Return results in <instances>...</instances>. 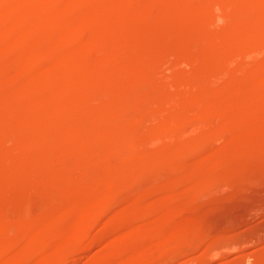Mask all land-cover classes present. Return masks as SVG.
Here are the masks:
<instances>
[{
    "label": "rangeland",
    "instance_id": "374dc122",
    "mask_svg": "<svg viewBox=\"0 0 264 264\" xmlns=\"http://www.w3.org/2000/svg\"><path fill=\"white\" fill-rule=\"evenodd\" d=\"M6 1L0 0V5L2 6V8L0 6V29L2 28L0 30V44L4 45H0V69L2 68L0 70V84H2L0 85V107H6V114L4 116L3 114L2 116L0 115V130H2L0 131V264H42L43 261V264H126L128 263L126 261L127 259L129 261L128 264H264V100L262 98V101L259 102L260 105H258V108H260V116L263 115L258 122L248 121V119H245L248 114L235 111V109L234 111L231 110L226 113L223 109L214 108L215 106L212 103V100L214 102L212 98L215 95L222 96V99L232 98L240 89L239 87H243L247 89L246 93L249 96V99L247 98L249 101H246V104L245 101L241 102V105L248 112L254 107L255 101H252V98L256 94L255 92L260 93L263 89L262 93L264 94V28L263 32L256 28L258 21L264 22V8H262L264 6V0H220V2L219 0H177V2H175L176 0H171L172 3L169 0H164L166 2L163 0H131L133 1L132 3L129 0H100L101 2L99 0H82L87 6L82 4L81 0H46L44 3L41 0L43 4H37L40 0H36L37 2L34 0H26L25 2H23L24 0H10V3ZM15 1L17 4L14 3ZM27 1H30L29 3L32 1L33 3L29 5ZM162 2L163 4L167 3L165 4L166 8H171L173 13L171 17L168 15L170 18H167V16H165L166 18L164 16L161 17L160 10L164 7ZM80 3L83 5L82 7H80ZM2 4L4 6L7 4V6L3 9ZM57 5H59V10H57ZM98 5H101L105 10H101L102 8H99ZM180 5L181 8L179 7ZM54 6L56 7L55 12H53ZM203 6L207 13L206 19L199 17L200 14H197L198 7L201 8ZM97 9L101 11L99 12ZM155 9L158 11H155ZM248 9L251 10L249 11ZM37 10L39 11L37 12ZM86 10L88 15L98 17L102 22L107 20L109 24L112 20L113 23L109 25L104 22L109 31L105 32L103 30L106 27L101 26L102 23L98 22L100 20L90 22V24L95 23L96 27L94 24H92L93 27L92 25L88 26V21L90 20H88ZM106 10L108 11L106 13L107 16L103 12ZM176 13L179 14L177 15ZM36 15L38 16L37 19ZM239 15L244 16L249 21H258L255 23V27H253L254 25L251 26L253 27V32L251 31L247 42H240L239 45L238 43L235 44L232 42V45H230L232 39L229 36L233 37L236 34H238L236 36H240V34L246 33L243 30L242 24L235 19ZM64 16L67 18V22H71L73 26H69L66 22L70 30L68 32L66 31L67 35L63 34L65 33L63 32L62 37L58 36L59 39L57 38L55 43L53 40H55V33L56 36L58 35V31L54 29L64 19ZM173 16H175L174 19ZM85 18L88 21L82 20ZM40 19L45 21L44 24ZM121 19L125 20L122 21ZM156 20L160 21H158L160 25L157 24ZM55 24L56 26H54ZM24 26L26 29H21ZM99 26L101 29H99ZM8 28L11 32L13 30L16 31L19 36L15 33L17 36L10 37V42L7 45L3 41L4 36L8 37L7 35L11 34L8 33L10 32ZM16 28L22 30H20L21 34L17 32ZM32 31L37 34H34ZM100 32H103L104 36ZM76 33L77 35L81 33V36H77ZM95 33L99 34L95 36ZM38 34H42L40 35L41 38L39 37L40 40L42 38L47 40L46 42H44L45 40L39 42L40 44L43 42L42 47L36 44L39 39ZM43 34L45 35L43 36ZM59 34L61 35V33ZM47 35L49 38L51 35L50 39H53L52 41L50 40L53 43L52 45L46 39ZM71 35L75 37L73 38ZM87 36L89 37L87 38ZM82 37H85V39ZM33 38L34 40H32ZM61 38L62 40L64 39L62 43L61 41H57L61 40ZM90 38L95 43L92 42L90 44L88 42L91 45L89 48L93 50L88 48L87 51L93 52H87L90 53V56L88 55L89 64L85 65L84 69L86 72L83 69L81 77V83L88 90L86 91L87 93L83 91L81 94V90L77 91V93L74 87L72 88L73 85H71L70 79L67 81L68 79L66 80L65 78L64 80L63 77H60L62 75L64 76V74H73V69H71L68 63L64 64V66L62 65L61 69L57 71L54 66L60 59L69 61L73 55L79 53L78 50L80 51V48L85 45L84 42L86 43ZM206 39L208 40L207 43L205 42ZM224 41L225 43L227 41V44L224 45ZM23 42L28 43L24 45ZM72 42H75L76 45H74L75 47L69 48V52L73 50L72 53H67L69 44L73 46ZM44 43L46 44L44 45ZM98 43L102 46L98 45ZM10 44L12 45L10 46ZM14 45L22 46L20 49L23 50L19 51V55L18 53H16V56L14 54L15 57H18L17 59L11 57L12 59L7 60V57H9L7 49L9 50L12 47L11 49L13 50V48H16ZM31 45L34 46L32 47ZM94 45H98V47ZM38 46L46 49L41 51L42 49ZM64 46H67V48H65V52L62 54L61 52H63ZM60 47L62 49H59ZM99 47L100 49L98 51L97 48ZM155 47L157 48L155 49ZM32 50H35L34 53L36 52L33 54V57ZM104 50L110 53L108 54ZM116 50L119 51L116 52ZM37 52L38 55L36 56ZM101 53L102 55H100ZM206 53H209L210 56ZM50 54L51 57L48 56ZM98 55L100 56L99 59ZM48 57L50 60H48ZM3 58L5 59L3 60ZM51 58L53 59L51 60ZM95 58L97 60H94ZM14 59L17 61L13 63ZM133 59L135 61L137 60L138 63ZM122 63L123 66H121ZM13 65H16V67ZM102 65L103 67L101 69ZM6 67L8 70H6ZM33 67L34 69H32ZM65 68L67 71H65ZM107 69L112 71L108 72ZM61 70L64 71V74ZM146 70L149 71V74L147 72L148 75L146 73L143 75L142 73L146 72ZM1 71L3 73L6 72L2 74ZM17 71L19 72L17 73ZM28 71H31V73H28ZM47 72L49 73L47 74ZM58 72L62 74L59 75ZM87 72L90 73L87 74ZM133 73L135 75L136 73L138 74L135 76ZM253 74L259 75L260 78H256ZM86 75L90 77L88 78ZM107 75L110 76L108 77ZM83 76L85 77L83 78ZM242 76H244L243 83L240 80ZM107 77L108 80H106ZM130 77L133 83L130 82ZM45 79L47 83L50 81L48 86L54 88L55 95L47 96L41 101L35 100L39 82H46ZM16 80L17 82H14ZM34 80L35 82H33ZM62 80H64L62 84H65L63 88L59 84ZM27 81L30 85H33L28 86L30 93L28 91L29 88L27 90V86L23 89V84ZM15 83L16 86H14ZM92 84H96L97 87L99 85V89H97L99 93L96 91V87H92ZM55 85L58 86L56 87ZM22 89L24 91L26 90L25 92L30 103L29 101L27 103L25 102L27 96L24 97L21 94L23 92ZM13 92L15 93L14 96L12 95ZM31 92L34 96L31 95ZM195 92L200 97H196ZM122 93L124 94L122 95ZM232 93H235V95ZM19 94L24 99H20ZM162 94L165 96H162ZM229 94H232L231 97ZM65 95L70 97H66ZM96 95L99 98V100L96 98L98 101L95 99ZM64 96L68 100H63ZM72 96H78L76 97V103L70 102ZM194 97L196 99H202V101L196 102L195 107ZM4 98L6 99L4 100ZM79 98L80 100H78ZM117 98L119 101L117 103L118 106L114 101ZM190 98H194V101ZM192 101L193 106H191ZM16 102L18 105H16ZM199 102L200 105L203 102L206 103L200 106ZM239 102L238 104H240ZM64 103L66 107H64ZM76 104L79 106L77 107ZM11 105H13L12 109ZM27 105L28 107H26ZM38 105L40 110L36 108ZM94 108L95 110H92ZM113 110L115 111L113 112ZM45 111L46 113L44 114L46 116H44L47 118H43L42 116ZM71 112L73 116H70ZM34 113L39 118H36L37 116ZM40 113L41 116H39ZM81 114L83 117H81ZM32 115L36 119H33ZM6 116H10L11 118H6ZM27 116L28 118H32V120H29ZM185 117L188 118L186 119ZM104 118L106 119L104 120ZM21 120L22 123H20ZM44 120H47V123H44ZM79 120L81 123L78 122ZM104 124L106 125L104 126ZM175 124H177V127ZM122 125L124 128H122ZM37 129L38 131H36ZM200 129L210 132L209 136L206 135L199 142L188 140L190 134L194 133V131L199 132ZM65 130L72 132L75 130L73 133L77 134H72L62 144L59 141H48V139L41 144L40 136L49 138V136L53 137L57 132L59 133ZM116 130L120 131L117 132ZM152 130H154V136ZM217 134H220V137ZM206 137L209 139H206ZM56 144L57 146H55ZM161 151L163 153L165 152V154L170 153L172 155L171 158L173 157L176 163L172 160L169 164H161V156L164 155L163 153L161 154ZM47 154L48 157L50 155L49 159ZM37 157H44L45 161L43 163L45 165L39 163V165L33 166L34 159ZM137 158L142 162H139ZM196 158L198 161L195 160ZM127 159H130L129 162ZM184 160L186 162H193L192 160H194L197 163H200V160H202L201 162L208 160L210 164L208 165L209 167L207 166L203 170H194L190 173L185 172ZM15 163L17 166H14ZM26 164L28 165L24 166ZM15 168L18 171H15ZM201 172L203 173L201 174ZM186 173L189 174L187 175ZM196 173L198 175H195ZM81 184L83 185L81 186ZM74 185L75 187L77 186L76 188L79 189V192H81L80 188H83L82 193L85 194H80V198L78 197L79 195L72 196L71 194V191L75 189ZM94 189L98 193L93 194L92 191ZM163 189L166 190L163 191ZM91 192L93 194L92 196L90 195ZM89 196L92 198V201L89 200L90 202L88 201L90 199ZM154 197L163 198L157 202L160 205L159 207L157 203L153 202ZM78 198L81 200L79 201ZM150 198H152L151 201ZM122 204H125V206L121 207ZM81 205L86 209L85 212L81 209ZM76 212H81V215L78 217ZM62 218L63 220H61ZM190 218L191 221H193L192 218L196 220L194 219L191 222ZM70 222L72 223L70 226L73 224H79V226L70 227L66 225ZM49 224L53 226L51 227L52 229L47 228ZM32 226L34 228L32 233H30ZM65 226L67 227L65 228ZM75 232L79 233L76 234L78 239L73 236ZM31 234L32 236L35 234V236L32 237ZM27 236H30L29 238L32 241L34 239L33 245L28 248L19 245L17 248L19 251L16 250L18 242L21 241L20 238L23 240ZM82 237L83 240H80ZM74 238L77 240L75 242L79 241V246L76 245L77 243H73L75 245L71 244L74 241L71 239ZM66 239L68 240L67 242L65 241ZM16 240L19 241L16 242ZM170 240L176 246L182 245V248L175 249V245ZM179 240H182L184 244L182 242L179 244ZM175 241L176 243H174ZM13 243L14 245L17 243L16 246ZM12 247H15V250ZM80 247L82 248L80 249ZM38 248H40V251ZM46 248H48L47 252H44ZM173 248L179 251H175ZM49 249L51 250L49 251ZM181 250L183 252H180ZM61 252H65V255L61 254ZM148 252L153 254L148 256ZM60 254L62 255L61 258ZM142 258L144 260L147 259L146 262Z\"/></svg>",
    "mask_w": 264,
    "mask_h": 264
},
{
    "label": "bare ground",
    "instance_id": "6f19581e",
    "mask_svg": "<svg viewBox=\"0 0 264 264\" xmlns=\"http://www.w3.org/2000/svg\"><path fill=\"white\" fill-rule=\"evenodd\" d=\"M7 1H9V3H10V0H7ZM7 1H6V2H7ZM12 1H14V0H12ZM19 1H20V0H19ZM19 1H18V2H19ZM25 1H26V0H24L23 2H25ZM34 1H36V0H34ZM37 1H39V0H37ZM37 1H36V2H37ZM42 1H43V3H44V1H46V0H42ZM42 1L40 0V2H37V4H38V3H39V4H40V3L43 4ZM72 1H73V0H72ZM81 1H82V0H81ZM85 1H88V0H85ZM89 1H90V0H89ZM99 1H100V0H99ZM130 1H131V0H129V2H130ZM135 1H136V0H135ZM138 1H139V0H138ZM138 1H137V2H138ZM163 1H164V0H163ZM174 1H175V0H174ZM186 1H188V0H186ZM260 1H261V0H260ZM21 2H22V1H21ZM27 2L29 3L30 1H27ZM27 2H26V4H28ZM36 2H34V3L36 4ZM50 2H51V1H50ZM56 2H57V1H56ZM68 2H69V1H68ZM77 2H78V1H77ZM100 2H101V1H100ZM132 2H133V1H131V3H132ZM164 2H166V1H164ZM169 2L172 3L171 0H169ZM175 2H177V0H176ZM181 2H182V1H181ZM219 2H220V0H219ZM14 3H16V1H15ZM31 3H33V2L31 1ZM31 3H29V5H30ZM70 3H71V2H70ZM94 3H96V2L94 1ZM171 3H170V4H171ZM211 3H212V2H211ZM3 4H5V3H3ZM3 4H2V5H3ZM16 4H17V3H16ZM51 4H52V3H51ZM55 4H57V3H55ZM55 4H53V5H55ZM80 4H81V3H80ZM80 4H79V6H80ZM82 4L86 5L85 3H83V1H82ZM82 4H81L80 7L83 6ZM88 4H90V2H88ZM96 4H97V3H96ZM98 4H99V3H98ZM126 4H127V3H126ZM129 4H130V3H129ZM165 4H167V3H165ZM165 4H163V2H162V5H164V7H163L161 10L159 9V10H160V15H161V17H162V16H164V17L167 16V18H170V17L172 16V13H173V12L171 11V8H170V9H169V8H166V7H165ZM173 4H174V3H173ZM187 4H188V3H187ZM199 4H201V3H199ZM215 4H216V2H215ZM218 4H219V3H218ZM61 5H62V4H61ZM61 5H60V6H61ZM162 5H161V7H162ZM174 5H175V4H174ZM185 5H186V4H185ZM197 5H198V4H197ZM197 5H195V7H197ZM207 5H208V3H207ZM261 5H262V4H261ZM0 6H1V5H0ZM5 6H7V4H6ZM5 6L3 5V9H4ZM64 6H66V5H64ZM79 6H78V7H79ZM86 6H87V5H86ZM88 6H89V5H88ZM94 6H95V5H94ZM94 6H93V8H94ZM98 6H99V5H98ZM199 6H200V5H199ZM27 7H29V6H27ZM27 7H26V8H27ZM48 7H49V6H48ZM90 7H92V6H90ZM100 7H101V5L99 6V8H100ZM159 7H160V6H159ZM179 7L181 8V5H180ZM212 7H213V6H212ZM1 8H2V6H1ZM21 8H22V7H21ZM40 8H41V6H40ZM52 8H53V6H52ZM52 8H51V12H52ZM60 8H62V7H60ZM83 8H84V7H83ZM97 8H98V7H97ZM101 8H102V7H101ZM172 8H173V7H172ZM198 8H199V10L197 11V14H198V15L200 14L199 17H202L203 19H206L207 13H206V11H205L204 6L201 7V8H200V7H198ZM247 8H248V7H247ZM249 8H250V7H249ZM256 8H257V7H256ZM256 8H255V9H256ZM262 8H264V6H262ZM3 9H2V10H3ZM11 9H12V8H11ZM34 9H35V8H34ZM55 9H56V7L54 6L53 12L56 11ZM106 9H108V8H106ZM178 9H179V8H178ZM189 9H190V8H189ZM242 9H243V8H242ZM244 9H246V8H244ZM255 9H254V10H255ZM258 9H259V8H258ZM0 10H1V9H0ZM14 10H15V9H14ZM25 10L27 11V9H25ZM29 10H30V9H29ZM29 10H28V11H29ZM57 10H59V5H57ZM89 10H91V9H89ZM97 10H98V9H97ZM101 10H105V9L102 8ZM101 10H100V11H101ZM172 10H174V9H172ZM184 10H185V9H184ZM192 10H194V9H192ZM196 10H197V9H196ZM238 10H239V9H238ZM248 10H249V9H248ZM250 10H251V9H250ZM250 10H249V11H250ZM259 10H260V9H259ZM17 11H18V10H17ZM38 11H39V10H37V12H38ZM47 11H48V10H47ZM75 11H76V10H75ZM98 11H99V10H98ZM100 11H99V12H100ZM155 11H158V10L155 9ZM170 11H171V12H170ZM14 12H16V11H14ZM34 12H36V10H34ZM51 12H50V13H51ZM69 12H70V11H69ZM85 12H86V15H87V17H88V20H90V21H88L86 18H85V19H82V20H87V21L89 22V24H90V22H95V21L100 20L98 17L88 15V14H87V10H86ZM94 12H95V11H94ZM103 12H105V15H106V13H107L108 11L106 10V11H103ZM185 12H186V11H185ZM188 12H189V11H188ZM237 12H238V11H237ZM255 12H256V11H255ZM257 12H258V11H257ZM29 13H30V12H29ZM39 13H40V12H39ZM41 13H42V12H41ZM74 13H75V12H74ZM96 13H97V12H96ZM117 13H118V12H117ZM117 13H115V14H117ZM235 13H236V12H235ZM247 13H248V12H247ZM247 13H246V15H247ZM251 13H252V12H251ZM37 14H38V13H37ZM42 14H43V13H42ZM42 14H41V15H42ZM45 14H46V12H45ZM52 14H53V13H52ZM61 14H62V13H61ZM61 14H60V15H61ZM69 14H70V13H69ZM72 14H73V12H72ZM89 14H90V13H89ZM98 14H99V13H98ZM118 14H119V13H118ZM176 14L178 15L179 13H176ZM249 14H250V12H249ZM261 14H262V12H261ZM27 15H28V13H27ZM34 15H35V14H34ZM34 15H33V16H34ZM92 15H93V14H92ZM102 15H103V14H102ZM109 15H110V13H109ZM154 15H155V14H154ZM168 15H169L170 17H169ZM173 15H174V14H173ZM183 15H184V13H183ZM243 15H244V14H243ZM253 15H254V14H253ZM11 16H12V15H11ZM28 16H29V15H28ZM56 16H58V14H56ZM56 16H55V17H56ZM100 16H101V15H100ZM106 16H107V15H106ZM114 16H115V15H114ZM114 16H113V17H114ZM184 16H185V15H184ZM189 16H190V15H189ZM255 16H256V14H255ZM26 17H27V16H26ZM37 17H38V16L36 15V19H37ZM80 17H81V16H80ZM82 17H83V16H82ZM104 17H105V16H104ZM157 17H158V15H157ZM159 17H160V16H159ZM164 17H163V18H164ZM174 17H175V16H173V19H174ZM186 17H187V16H186ZM209 17H210V16H209ZM31 18H33V17H31ZM56 18H57V17H56ZM59 18H61V17H59ZM62 18H63V17H62ZM83 18H84V17H83ZM97 18H98V19H97ZM108 18L110 19L109 16H108ZM118 18H119V17H118ZM163 18H162V19H163ZM165 18H166V17H165ZM184 18H185V17H184ZM196 18H197V17H196ZM234 18H235V17H234ZM263 18H264V17H263ZM8 19H11V18H8ZM33 19H35V18H33ZM38 19H39V18H38ZM102 19H103V18H102ZM104 19H105V18H104ZM152 19L154 20L153 17H152ZM235 19H236L240 24H242V26H243V30H244V32H246V33H244V34L242 33V35L240 34V36H236V35H238V34L234 35L233 37H232V36H229V37H231L230 39H232L231 42H230V45H232V44H231L232 42H234L235 44L238 43V45H239L240 42H242V43H243V42H247L248 39H249V37H250L251 31L253 30V27L256 26L255 23L258 21V20H257V21L254 20V22L251 21V20L249 21V19H248V20L245 19V17L242 16V15H239V16H238L237 18H235ZM12 20H13V19H12ZM29 20H30V19H29ZM43 20H44V17H43ZM43 20L40 19V21L44 24L45 21H43ZM45 20H46V19H45ZM53 20H55V19H53ZM57 20H58V19H57ZM59 20H60V19H59ZM63 20H64V22H63ZM63 20L60 21V23H59V24L57 25V27L54 29L55 31H58V32L60 31L59 33H61V35L57 32L58 35L56 36V33H55V36H54V39H55V40L50 39V38H51V35H50V38H49L48 35H47V38H46V39H48L49 41H50V40H51V41L53 40V42L55 41V43H56V39L58 38V36H59V37H62L63 34H66V31L68 32V31L70 30V29H69V26H70V25L73 26L72 23H71L70 21H69L70 23H68V22H67V18H66L65 16H64V19H63ZM82 20H81V21H82ZM114 20H115V19H114ZM121 20L123 21V20H125V19H121ZM159 20H160V19H159ZM159 20H158V21H159ZM175 20H176V19H175ZM24 21H25V20H24ZM32 21H33V20H32ZM35 21H36V20H35ZM55 21H56V20H55ZM55 21H54V23H55ZM119 21H120V20H119ZM158 21L156 20L157 24H159ZM164 21H165V20H164ZM171 21H172V20H171ZM7 22H8V21H7ZM33 22H34V21H33ZM33 22H32V23H33ZM36 22L40 23L39 21H36ZM62 22H63V24L60 25ZM66 22L68 23L69 26L67 25ZM98 22H101V23H102L101 26H104V28H105L107 25L113 23L112 20H111V23H109V24H108L109 21H107V20L104 21L105 23H107V25H106L104 22H102L101 20L98 21ZM159 22H160V21H159ZM233 22H234V21H233ZM1 23H2V22H1ZM24 23H28V22H24ZM24 23H23V24H24ZM38 23H37V24H38ZM42 23H41V25H43ZM96 23H97V22H96ZM103 23H104V24H103ZM114 23H115V21H114ZM154 23H155V22H154ZM154 23H153V24H154ZM162 23H163V22H162ZM252 23H254V24H252ZM4 24H5V23H4ZM7 24H8V23H7ZM78 24H79V23H78ZM89 24H88V26H91L92 24H94V26L96 25L95 23H92V24H90V25H89ZM234 24H235V23H234ZM256 24H258V25L256 26V28H258L259 31L261 30V31L263 32L264 22H262V21L259 22V21H258V23H256ZM29 25H30V24H29ZM31 25H32V24H31ZM33 25H34V24H33ZM41 25H40V26H41ZM105 25H106V26H105ZM159 25H160V24H159ZM162 25H163V24H162ZM235 25H237V24H235ZM253 25H254V26H253ZM0 26H1V24H0ZM5 26H6V25H5ZM26 26H27V25H26ZM49 26H50V25H49ZM52 26H53V25H52ZM54 26H56V24H55ZM54 26H53V28H54ZM59 26H60V27H59ZM66 26H67V27H66ZM77 26H78V25H77ZM97 26H98V25H97ZM114 26H116V25H114ZM114 26H113V27H114ZM156 26H157V25H156ZM251 26H253V27H251ZM24 27H25V26H24ZM24 27L21 28V29H26V27H25V28H24ZM92 27H93V25H92ZM95 27H96V26H95ZM95 27H94V28H95ZM154 27H155V25H154ZM154 27H153V28H154ZM5 28H6V27H5ZM11 28H12V27H11ZM29 28H30V27H29ZM34 28H35V27H34ZM66 28H67V29H66ZM71 28H72V27H71ZM75 28H76V26H75ZM110 28H111V27H110ZM155 28H156V27H155ZM155 28H154V29H155ZM159 28H160V27H159ZM236 28H237V27H236ZM256 28H255V29H256ZM1 29H2V28H1ZM1 29H0V30H1ZM3 29H4V28H3ZM6 29H7V28H6ZM8 29H9V28H8ZM12 29H13V28H12ZM18 29H19V28H16L17 32L20 33V30H21V29H19V30H18ZM37 29H38V28H37ZM37 29H35V30L37 31ZM58 29H59V30H58ZM72 29H73V28H72ZM80 29H81V28H80ZM95 29H98V28H95ZM99 29H101L100 26H99ZM99 29H98V30H99ZM114 29H115V28H114ZM238 29H239V28H238ZM14 30H15V27H14ZM14 30L11 32L10 29H9L8 31H10V32H8V33H11V34H10V35H7L8 37L4 36L5 38H4V41H3V42H4V43H7V45H8V42H10V37L12 38L13 36H17V35H18V34L16 33V31H14ZM40 30H41V29H40ZM50 30H51V29H50ZM103 30H104L105 32H106V31H109V30H107V27H106L105 29H103ZM236 30H237V29H236ZM239 30H240V29H239ZM256 30H257V29H256ZM21 31H22V30H21ZM52 31H53V30H52ZM76 31H77V30H76ZM99 31H100V30H99ZM1 32H2V31H1ZM32 32L34 33V31H32ZM32 32H31V34H32ZM63 32H65V33H63ZM71 32H72V30H71ZM105 32H104V33H105ZM242 32H243V31H242ZM249 32H250V33H249ZM252 32H253V31H252ZM15 33H16L17 35H16ZM22 33H23V32H22ZM40 33H41V32H40ZM48 33H49V32H48ZM62 33H63V34H62ZM74 33H75V31H74ZM100 33H102V35L104 36L103 32H100ZM150 33H151V32H150ZM155 33H156V32H155ZM155 33H154V34H155ZM255 33H256V32H255ZM13 34H14V35H13ZM20 34H21V33H20ZM34 34H37V33H34ZM72 34H73V33H72ZM97 34H99V33H97ZM97 34L95 33V36H96ZM256 34H257V33H256ZM25 35H26V34H25ZM28 35H29V34H28ZM38 35H39L38 38H39V37L41 38L40 35H42V34H38ZM44 35H45V34H43V36H44ZM53 35H54V34H53ZM66 35H67V34H66ZM76 35H77V33H76ZM93 35H94V34H93ZM102 35H101V36H102ZM1 36H2V35H1ZM18 36H19V35H18ZM31 36H32V35H31ZM34 36H35V35H34ZM34 36H33V37H34ZM68 36H69V35H68ZM72 36H73V35H71V37H72ZM77 36H81V33H80V35H77ZM95 36H94V37H95ZM101 36H99V37H100L101 40H103V38H101ZM142 36H143V35H142ZM247 36H248V37H247ZM259 36H260V35H259ZM64 37H66V36L64 35ZM64 37H63V38H64ZM74 37H75V36H73V38H74ZM88 37H89V36H87V38H88ZM133 37H134V36H133ZM253 37H254V36H253ZM40 38L38 39V42H37L36 44H38V45L41 46V45L43 44V42H42L41 44H40L39 42H41V40H45V38H44V39L42 38L41 40H40ZM82 38L85 39V37H82ZM91 38H92V36H91ZM91 38H90V40L87 41L86 43H85L84 41H82L83 39L81 40L82 42H84L85 45H83L82 48L79 47V48H80V51L78 50L79 53L73 55V57H71V59H69V61H65V60H61V59H60L58 62H56L55 66H54L55 70L57 71V70H60V69H61L62 65L64 66V64H67V63H68V65L71 67V69H73V74H64V73H63L64 71L61 70L62 73L64 74V76L62 75V76H60V77H61V78L63 77L64 80H65V78H66V80L68 79L67 81H69V79H70V80H71V83H72L71 85H73L72 88L74 87V89L76 90V92L81 90V94H82L83 91H85V93H87L86 91L88 90V88H87L85 85H83V84L81 83V82H82V81H81V77H82L83 69H84L85 65L89 64V63H88V55H89L90 53L93 52V51H91V52H90V51H87L88 48H89V46H91L90 44L93 42V39L91 40ZM95 38H96V37H95ZM97 38H98V36H97ZM134 38H135V37H134ZM7 39H8V40H7ZM26 39H28V38L26 37ZM58 39H59V38H58ZM68 39H69V38H68ZM204 39H205V38H204ZM230 39H229V40H230ZM253 39H254V38H253ZM0 40H1V39H0ZM32 40H34V38H33ZM39 40H40V41H39ZM63 40H64V39H63ZM63 40H62V38H61V40H57V41H59V42L61 41V43H62ZM71 40H72V39H71ZM86 40H87V39H86ZM244 40H245V41H244ZM255 40H256V39H255ZM5 41H6V42H5ZM14 41H15V40H14ZM24 41H25V40H24ZM26 41H27V40H26ZM30 41H31V38H30ZM46 41H47V40H45L44 42H46ZM51 41H50L49 43H51ZM65 41H66V40H65ZM201 41H202V40H201ZM227 41H228V39H227ZM227 41H226V43H225V41H224V45L227 44ZM3 42H2V43H3ZM31 42H32V41H31ZM88 42H89L90 44H88ZM96 42H97V41H96ZM205 42L207 43L208 40L206 39ZM210 42H211V41H210ZM251 42H252V41H251ZM18 43H19V42H18ZM23 43H24V42H23ZM25 43H28V42H25ZM25 43H24V45H25ZM49 43H48V44H49ZM55 43H54V45H55ZM93 43H95V41H94ZM213 43H214V41H213ZM228 43H229V41H228ZM234 43H233V45H234ZM14 44L16 45L15 42H14ZM45 44H46V43H44V45H45ZM52 44H53V43H51V45H52ZM72 44H73V46H71V44H69V46L67 45V46H68V50H67L68 52H67V53H72L73 50L70 49V50H72V51L69 52V48H71V47H75L74 45H76V43H75V42H72ZM96 44H97V43H96ZM209 44H211V43H209ZM221 44H222V43H221ZM0 45H3V44H0ZM11 45H12V44H10V46H11ZM15 45H14V46H15ZM34 45H35V44H34ZM34 45H31V46L33 47ZM44 45H43V46H44ZM49 45H50V44H49ZM77 45L80 46L79 44H77ZM98 45H100V43H98ZM98 45H97V46L94 45V46H95V47H98ZM102 45H103V42H102ZM102 45H100V46H102ZM3 46H4V45H3ZM3 46H2V47H3ZM55 46H56V45H55ZM61 46H62V48H63V45H62V44H61ZM67 46H64V50H62L63 52H61L62 54L65 52V50H66L65 48H67ZM116 46H117V45H116ZM207 46H208V45H207ZM210 46H211V45H210ZM227 46H228V45H227ZM248 46H249V45H248ZM15 47H16V48H13V50L11 49L12 47H11L9 50L7 49V54H8V56H9V57H7V60H10L11 57L17 59L18 57H15V56H16V53H18V55H19V54H20L19 51H22V50H23V49H22V50L20 49V48H22V46L19 47V45H17V46H15ZM24 47H26V46H24ZM27 47H28V46H27ZM38 47H39V46H38ZM41 47H42V46H41ZM41 47H39V48H41ZM45 47H46V46H45ZM52 47H53V46H52ZM52 47H51V49H52ZM58 47H59V46H58ZM58 47H57V48H58ZM76 47H77V46H76ZM92 47H93V46H92ZM202 47H203V46H202ZM228 47H229V46H228ZM236 47H237V46H236ZM7 48H9V47H7ZM29 48H30V47H29ZM47 48H48V47H47ZM62 48L60 47L59 49H62ZM102 48H103V47H102ZM116 48H117V47H116ZM156 48H157V47H155V49H156ZM210 48H211V47H210ZM240 48H241V47H240ZM246 48H247V47H246ZM24 49H25V48H24ZM41 49H42V48H41ZM44 49H46V48L43 47V49H42L41 51H43ZM89 49H91V48H89ZM94 49H95V48H94ZM98 49H100V47L97 48V50H98ZM104 49H106V48H104ZM112 49H113V48H112ZM17 50H18V51H17ZM26 50H27V49H26ZM28 50H29V49H28ZM35 50H36V49H35ZM35 50H34V51H35ZM49 50H50V49H49ZM91 50H93V49H91ZM4 51H5V50H4ZM10 51H11L12 55H11ZM24 51H25V50H24ZM24 51H23V52H24ZM29 51H30V50H29ZM34 51L32 50V52H33V53H32V57H33V54L36 53V52L34 53ZM36 51H37V50H36ZM46 51H48V50H46ZM98 51H99V50H98ZM104 51H105V50H104ZM108 51H109V50H108ZM110 51H111V50H110ZM117 51H119V50H116V52H117ZM156 51H157V50H156ZM156 51H155V53H156ZM158 51H159V50H158ZM87 52H90V53H87ZM100 52H101V50H100ZM100 52H99V53H100ZM105 52H106V51H105ZM211 52H212V51H211ZM24 53H25V52H24ZM59 53H60V52H59ZM74 53H75V52H74ZM74 53H73V54H74ZM106 53L109 54L110 52H106ZM203 53H204V52H203ZM7 54H6V56H7ZM14 54H15V56H14ZM27 54H28V52H27ZM27 54H26V55H27ZM51 54H52V53H51ZM51 54L48 55V56L51 57ZM108 54H107V55H108ZM157 54H158V53H157ZM206 54H207V53H206ZM208 54H209V53H208ZM208 54H207V55H208ZM18 55H17V56H18ZM37 55H38V52H37L36 56H37ZM52 55H53V54H52ZM56 55H57V54H56ZM64 55H65V54H64ZM64 55H63V56H64ZM66 55H68V54H66ZM70 55H71V54H70ZM100 55H102V53H101ZM105 55H106V54H105ZM105 55H103V56L105 57ZM3 56H4V55H3ZM22 56H23V53H22ZM28 56H29V55H28ZM36 56L34 55L35 58H36ZM89 56H90V55H89ZM98 56H99V55H98ZM208 56H210V54H209ZM25 57H26V56H25ZM25 57H23V58H25ZM38 57H39V56H38ZM58 57H59V55H58ZM69 57H70V56H69ZM95 57H96V55H95ZM101 57H102V56H101ZM8 58H9V59H8ZM12 58H11V59H12ZM41 58L44 59L43 57H41ZM41 58H40V59H41ZM60 58H61V57H60ZM65 58H66V57H65ZM99 58H100V56L98 57V59H99ZM107 58H108V57H107ZM4 59H5V58H3V60H4ZM36 59H37V58H36ZM36 59H35V61H36ZM40 59H39V60H40ZM46 59H47V58H46ZM52 59H53V58H51V60H52ZM62 59H63V58H62ZM119 59H120V58H119ZM119 59H118V60H119ZM137 59H138V58H137ZM26 60H27V59H26ZM48 60H50L49 57H48ZM48 60H47V61H48ZM89 60H90V59H89ZM92 60H93V58H92ZM94 60H97V58H95ZM100 60H101V59H100ZM133 60H134V59H133ZM11 61H12V60H11ZM11 61H10V63H11ZM15 61H17V60L14 59L13 63H14ZM18 61H19V60H18ZM37 61H38V60H37ZM54 61H55V60H54ZM105 61H106V60H105ZM131 61H132V60H131ZM131 61H130V62H131ZM134 61H135V60H134ZM134 61H133V62H134ZM1 62L3 63V61H1ZM29 62H30V61H29ZM48 62H49V61H48ZM50 62H51V61H50ZM65 62H66V63H65ZM106 62H107V61H106ZM117 62H119V61H117ZM117 62H116V63H117ZM120 62H121V61H120ZM123 62H125V61H123ZM135 62H137V60H136ZM135 62H134V63H135ZM213 62H214V61H213ZM7 63H8V62H7ZM13 63H12V64H13ZM35 63H36V62H35ZM37 63H38V62H37ZM137 63H138V62H137ZM102 64H103V63H102ZM112 64H113V63H112ZM1 65H2V64H1ZM16 65H17V64H16ZM16 65H13V66L16 67ZM28 65H29V64H28ZM47 65H48V64H47ZM49 65H51V64H49ZM110 65H111V64H110ZM115 65H116V64H115ZM9 66H10V65H9ZM11 66H12V65H11ZM99 66H100V65H99ZM105 66H106V65H105ZM121 66H123V63H122ZM213 66H214V65H213ZM216 66H217V65H216ZM35 67H36V65H35ZM95 67H96V66H95ZM95 67H94V68H95ZM102 67H103V65L101 66V69H102ZM106 67H107V66H106ZM112 67H113V66H112ZM116 67H117V66H116ZM6 68H7V67H6ZM18 68H19V67H18ZM18 68H17V69H18ZM45 68H46V67H45ZM109 68H110V67H109ZM114 68H115V67H114ZM10 69H11V68H10ZM25 69H26V68H25ZM32 69H34V67H33ZM67 69H69V68H67ZM101 69H100V70H101ZM119 69H121V68H119ZM144 69H145V68H144ZM144 69H143V71H144ZM0 70H2V68H1ZM4 70H5V69H4ZM6 70H8V68H7ZM26 70H27V69H26ZM29 70H31V69H29ZM84 70H85V69H84ZM87 70H88V69H87ZM92 70H93V69H92ZM95 70H96V69H95ZM98 70H99V69H98ZM107 70H108V72H111V71H112V70L110 71V69H107ZM116 70H117V69H116ZM211 70H212V69H211ZM24 71H25V70H24ZM32 71H33V70H32ZM35 71H36V70H35ZM61 71H60V72H61ZM65 71H67L66 68H65ZM89 71H90V68H89ZM103 71H104V70H103ZM254 71H255V70H254ZM1 72H2V71H1ZM5 72H6V71H5ZM5 72H4V73H5ZM18 72H19V71H17V73H18ZM21 72H22V70H21ZM60 72H58L59 75L62 74V73H60ZM85 72H86V70H85ZM94 72H95V71H94ZM141 72H142V71H141ZM147 72H148V74H149V71H148V70H146V72H144V73H142V74L144 75V74L146 73V75H148ZM213 72H214V70H213ZM255 72H257V71H255ZM4 73L2 72V74H4ZM28 73H31V71H30V72L28 71ZM37 73H38V72H37ZM48 73H49V72H47V74H48ZM89 73H90V72H87V74H89ZM92 73H93V72H92ZM99 73H100V72H99ZM103 73H104V72H103ZM103 73H101V74H103ZM115 73H116V72H115ZM247 73H248V72H247ZM263 73H264V72H263ZM0 74H1V73H0ZM6 74L8 75V73H6ZM25 74H26V73H25ZM25 74H24V75H25ZM104 74H105V73H104ZM133 74L135 75V73H133ZM133 74H132V75H133ZM137 74H138V73H136V75H137ZM9 75H10V74H9ZM97 75H98V74H97ZM105 75H106V74H105ZM112 75H113V74H112ZM136 75H135V76H136ZM150 75H151V74H150ZM10 76H11V75H10ZM14 76H16V75H14ZM30 76H31V75H30ZM38 76H39V75H38ZM38 76H37V77H38ZM44 76H45V75H44ZM87 76H88V78L90 77L89 75H86V77H87ZM95 76H96V75H95ZM107 76L109 77L110 75H107ZM138 76H139V75H138ZM253 76H255L256 78H260V76H259V75L257 76V74H255V75L253 74ZM253 76H252V77H253ZM4 77H6V76H4ZM18 77H19V75H18ZM42 77H43V76H42ZM47 77H48V76H47ZM47 77H46V78H47ZM84 77H85V76H83V78H84ZM105 77H106V76H105ZM108 77H107L106 80H108ZM142 77H143V76H142ZM255 77H254V78H255ZM261 77H262V76H261ZM1 78H2V76H1ZM6 78H7V77H6ZM9 78H10V77H9ZM22 78H23V77H22ZM26 78H27V77H26ZM33 78H34V77H33ZM95 78H96V77H95ZM139 78H140V77H139ZM144 78H145V77H144ZM256 78H255V79H256ZM18 79H20V78H18ZM31 79H32V78H31ZM38 79H39V78H38ZM90 79H92V78H90ZM90 79H89V80H90ZM100 79H101V78H100ZM103 79H104V78H103ZM109 79H110V78H109ZM135 79H137V78H135ZM235 79H236V78H235ZM243 79H244V76L240 77V80H241V81H242ZM11 80H12V79H11ZM42 80H43V79H42ZM59 80H60V79H59ZM64 80H62L61 83H59V81H58V83L61 84L60 86H61L62 88H63V86L65 85V84H64V85L62 84ZM94 80H95V79H94ZM96 80H97V79H96ZM131 80H132V79H131V77H130V82H131ZM133 80H134V79H133ZM141 80H142V79H141ZM237 80H238V79H237ZM251 80H252V79H251ZM257 80H258V79H257ZM261 80H262V79H261ZM263 80H264V79H263ZM45 81H46V79H45ZM84 81H85V80H84ZM134 81H135V80H134ZM238 81H239V80H238ZM259 81H260V80H259ZM2 82H3V79H2ZM14 82H17V80L14 81ZM33 82H35V80H34ZM49 82H50V81H49ZM49 82H48V83H49ZM243 82H244V81H242V83H243ZM3 83H4V82H3ZM48 83H47V81H46V82H44V81H43V82H39L37 92L35 91V92H36V96H35L36 98H35V100L37 99V100L41 101L43 98H45V97H47V96H53V95H55L54 88L48 86ZM58 83H57V84H58ZM64 83H65V82H64ZM122 83H123V82H122ZM131 83H133V82H131ZM137 83H138V82H137ZM137 83H136V84H137ZM13 84H14V83H13ZM17 84H18V83H17ZM22 84H23V83H22ZM84 84H85V83H84ZM123 84H124V83H123ZM0 85H2V84H0ZM71 85H70V86H71ZM90 85H91V84H90ZM94 85H95V86H94ZM119 85H120V84H119ZM124 85H125V84H124ZM132 85H133V84H132ZM246 85H247V84H246ZM14 86H16V83H15ZM18 86H19V84H18ZM20 86H22V85H20ZM25 86H27V90H28V88H29L30 86H33V85H30V83H28V81H27V82H25V83L23 84V89L26 88ZM28 86H29V87H28ZM35 86H36V84H35ZM55 86H56V85H55ZM57 86H58V85H57ZM57 86H56V87H57ZM60 86H59V88H60ZM125 86H126V85H125ZM254 86H255V85H254ZM89 87H91V86H89ZM92 87H93V88L96 87V91H97V89H99V88H98L99 85H98V87H97L96 84H92ZM244 87H245V85H244ZM255 87L258 88V86H255ZM33 88H35V87H33ZM59 88H58V89H59ZM239 88H240V89L237 91L236 95H235V93H234V94L232 93L233 95H235V96L232 97V98H229V97H228V99H227V98H223V99H222V96H220V95H215V97H213V98L210 96V98L214 99V102H213V100H212L213 106H215L214 108L217 107L218 109H219V108H220V109H223V110L226 111V113H227V111H231V110L234 111V109H235V111H240L241 113H246V114H248V115H246L247 117L245 118V119H248V121L258 122V121L260 120V118L263 116V115L260 116V113H259L260 108H258V105H260L259 102L262 101V98H263V100H264V97H263L264 94L262 93V92H263V89H262L261 92H260L261 94H260L259 92H258V93L255 92L256 94L253 95V98H252L253 100H252V101H255V102H254L255 104H257V102H258V104H257L256 106H255V104H254V107L252 108V110L249 109L250 111L246 112L244 106L241 105V102H244V101H245V104H246V101H249V100H248V99H249V98H248L249 96H248L247 93H246V92H247V89H245V88H243V87H239ZM246 88H247V87H246ZM257 88H256V89H257ZM262 88H263V86H262ZM23 89H22V91L24 92V94H23V92H21V94L25 97V96H27V94H26V92H25L26 90L24 91ZM31 89H32V87H31ZM35 89H36V88H35ZM35 89H34V90H35ZM74 89H73V91H74ZM90 89H92V88H90ZM234 89H235V88H234ZM258 89H260V88H258ZM61 90H62V89H61ZM61 90H59V91L61 92ZM100 90H101V88H100ZM119 90H120V89H119ZM249 90H250V89H249ZM14 91H15V90H14ZM18 91H19V90H18ZM28 91H29V93H30V88H29ZM66 91H67V89H66ZM71 91H72V90H71ZM91 91H92V90H91ZM93 91H95V90H93ZM101 91H102V90H101ZM101 91H100V92H101ZM114 91H115V89H114ZM56 92H57V91H56ZM62 92H63V90H62ZM76 92H75V93H76ZM89 92H90V91H89ZM97 92L99 93V91H97ZM97 92H96V93H97ZM116 92H118V91H116ZM217 92H218V91H217ZM19 93H20V92H19ZM27 93H28V92H27ZM29 93H28V95H30ZM77 93H78V92H77ZM85 93H84V94H85ZM213 93H214V91H213ZM14 94H15V93L13 92L12 95L14 96ZM21 94H19V98H20V99H22V98L24 99V97H23ZM68 94H69V93H68ZM79 94H80V93H79ZM89 94H91V93H89ZM89 94H87V95H89ZM92 94H93V92H92ZM92 94H91V95H92ZM123 94H124V93H122V95H123ZM214 94H216V93H214ZM223 94H224V93H223ZM232 94H229L230 97H231ZM250 94H251V92H250ZM250 94H249V95H250ZM252 94H253V93H252ZM16 95H18V94H16ZM31 95H33L32 92H31ZM56 95H57V94H56ZM70 95H71V93H70ZM77 95H78V94H77ZM93 95H94V94H93ZM98 95H100V94H98ZM116 95H117V94H116ZM122 95H121V96H122ZM163 95H164V94H162V96H163ZM195 95H197L196 92H195ZM195 95H193V96H195ZM211 95H212V93H211ZM10 96H11V95H10ZM13 96H12V97H13ZM33 96H34V95H33ZM60 96H61V95H60ZM65 96H66V95H65ZM65 96H64L63 100L66 99ZM67 96H68V95H67ZM67 96H66V97H67ZM81 96H82V95H81ZM164 96H165V95H164ZM219 96H220V97H219ZM58 97H59V96H58ZM61 97H62V96H61ZM68 97H70V96H68ZM76 97H78V96H75V97L72 96L70 102H72V103H76V102H77ZM101 97H102V96H101ZM101 97H100V98H101ZM112 97H113V96H112ZM116 97H119V96H116ZM159 97H161V96H159ZM196 97H200V96L197 95ZM216 97H217V98H216ZM87 98H88V97H87ZM96 98H98L97 95H96L95 99H96ZM191 98H192V97H191ZM191 98H190V99H191ZM194 98H195V97H194ZM194 98H193V99H194ZM247 98H248V99H247ZM5 99H6V98H4V100H5ZM13 99H14V98H13ZM13 99H12V100H13ZM83 99H85V98H83ZM93 99H94V98H93ZM93 99H92V100H93ZM112 99H113V98H112ZM119 99H120V98H119ZM162 99H163V98H162ZM168 99H169V98H168ZM193 99H191V100H193ZM199 99H201V98H199ZM199 99H196V98H195L194 107H195V105L197 104V103H196L197 101H202V99H201V100H199ZM203 99H204V98H203ZM205 99L207 100V98H205ZM208 99H209V97H208ZM250 99H251V98H250ZM8 100H9V99H8ZM8 100H7V102H8ZM15 100H17V99H15ZM33 100H34V98H33ZM44 100H45V99H44ZM59 100H61V99H59ZM66 100H68V99H66ZM66 100H65V101H66ZM78 100H80V98H79ZM96 100H97V99H96ZM96 100H95V101H96ZM98 100H99V98H98ZM98 100H97V101H98ZM100 100H101V99H100ZM165 100H166V99H165ZM210 100H211V99H210ZM28 101H29V103H30V100H28V96H27V99L25 100V102L27 103ZM31 101H32V100H31ZM61 101H62V100H61ZM87 101H88V100H87ZM114 101H115V104L119 103L118 98H117V100H114ZM114 101H113V102H114ZM161 101H163V100H161ZM167 101H169V100H167ZM193 101H194V100H193ZM193 101H192V105H191V106H193ZM239 101H240V102H239ZM252 101H251V102H252ZM0 102H1V101H0ZM17 102H18V101H17ZM17 102H16V105H18ZM25 102H24V103H25ZM32 102H34V101H32ZM32 102H31V103H32ZM62 102H63V101H62ZM80 102H81V101H80ZM189 102H190V101H189ZM238 102H239L240 104H238ZM26 103H25V104H26ZM78 103H79V101H78ZM101 103H102V102H101ZM204 103H206V102H203V103H201V105H200V102H199V105L202 106V104H204ZM7 104H8V103H7ZM19 104H20V103H19ZM25 104H24V106H25ZM32 104H33V103H32ZM32 104H31V105H32ZM44 104H46V102H44ZM69 104H70V103H69ZM69 104H68V105H69ZM79 104H80V103H79ZM102 104H103V103H102ZM104 104H105V103H104ZM138 104H139V103H138ZM208 104H209V102H208ZM245 104H244V105H245ZM247 104H248V102H247ZM1 105H3V104H1ZM31 105H29V106L31 107ZM39 105H40V103H39ZM39 105H38V107H36V108L40 110ZM64 105H65V103H64ZM76 105H77V104H76ZM81 105H82V104H81ZM110 105H111V104H110ZM112 105H113V104H112ZM240 105H241V106H240ZM249 105H250V104H249ZM249 105H248V106H249ZM6 106H7V105H6ZM9 106H10V105H9ZM12 106H13V105H11V109L13 108ZM41 106H43V105L41 104ZM78 106H79V105H77V107H78ZM83 106H85V105H83ZM86 106H88V105H86ZM103 106H104V105H103ZM117 106H118V104H117ZM117 106H116V107H117ZM131 106H132V105H131ZM187 106H188V105H187ZM210 106H211V105H210ZM248 106H247V107H248ZM252 106H253V105H252ZM4 107H5V106H2V108L0 107V115H1V116H2V114H3V116L6 114V107H5V108H4ZM26 107H28V105H27ZM64 107H66V105H65ZM70 107H71V106H70ZM70 107H67V108H70ZM136 107H138V106H136ZM185 107H186V106H185ZM197 107H198V106H197ZM249 107H251V106H249ZM31 108H32V107H31ZM34 108H35V107H34ZM41 108L44 109V108H45V105H44V108H43V107H41ZM46 108H47V107H46ZM87 108H88V107H87ZM89 108H90V107H89ZM99 108H102V107H99ZM105 108H106V107H105ZM109 108H110V107H109ZM109 108H108V109H109ZM188 108L190 109V107H188ZM214 108H213V109H214ZM9 109H10V108H9ZM22 109H23V108H22ZM24 109H25V107H24ZM24 109H23V110H24ZM60 109H61V108H60ZM65 109H66V108H65ZM80 109H81V108H80ZM80 109H79V110H80ZM90 109H91V108H90ZM108 109H107V110H108ZM118 109H119V107H118ZM7 110H8V108H7ZM26 110H27V109H26ZM61 110H62V109H61ZM66 110L68 111V109H66ZM82 110H84V109H82ZM92 110H95V108L92 109ZM105 110H106V109H105ZM4 111H5V112H4ZM30 111H32V110H30ZM69 111H70V110H69ZM75 111H76V110H75ZM102 111H103V110H102ZM114 111H115V110H113V112H114ZM190 111H191V110H190ZM190 111H189V112H190ZM203 111H204V110H203ZM7 112H8V111H7ZM26 112H28V111H26ZM38 112H40V111H38ZM47 112H48V111H47ZM72 112H73V111H72ZM72 112H71L70 116L72 115ZM77 112H78V111H77ZM89 112L93 113L92 111H89ZM89 112H88V113H89ZM192 112H193V111H192ZM200 112H202V111H200ZM222 112H223V111H222ZM44 113H46V111L43 112V115H42L43 118L46 116V114H44ZM74 113H75V112H74ZM83 113H84V112H83ZM181 113H182V112H181ZM230 113H231V112H230ZM232 113H233V112H232ZM31 114H32V113H31ZM62 114H63V113H62ZM109 114H110V113H109ZM185 114H186V113H185ZM201 114H202V113H201ZM261 114H262V113H261ZM29 115H30V114H29ZM34 115H36V114L34 113ZM38 115H39V114H38ZM44 115H45V116H44ZM47 115H48V114H47ZM64 115H66V114H64ZM86 115H87V114H86ZM88 115H89V114H88ZM91 115H93V114H91ZM189 115H190V114H189ZM191 115H192V114H191ZM11 116H12V115H11ZM30 116H31V115H30ZM36 116H37V115H36ZM39 116H41V113H40ZM68 116H69V115H68ZM72 116H73V115H72ZM103 116H104V115H103ZM105 116H106V115H105ZM179 116H180V115H179ZM243 116H244V115H243ZM8 117H10V116H6V118H8ZM32 117H33V115H32ZM81 117H83L82 114H81ZM101 117H102V116H101ZM189 117H190V116H189ZM10 118H11V117H10ZM27 118H28V116H27ZM36 118H39V117L37 116ZM36 118L33 117V119H36ZM40 118H41V117H40ZM45 118H47V117H45ZM65 118H66V117H65ZM67 118H68V117H67ZM75 118H76V117H75ZM106 118H107V117H106ZM106 118H104V120H105ZM177 118H178V117H177ZM185 118H186V117H185ZM185 118H184V119H185ZM187 118H188V117H187ZM187 118H186V119H187ZM193 118H194V117H193ZM193 118H192V119H193ZM197 118H198V116H197ZM3 119H5V118H3ZM21 119H22V118H21ZM28 119H29V120H30V119L32 120V118H28ZM83 119H84V118H83ZM186 119H185V120H186ZM243 119H244V118H243ZM6 120H7V119H6ZM25 120H26V119H25ZM73 120H74V119H73ZM76 120H78V119H76ZM84 120H85V119H84ZM84 120H83V121H84ZM87 120H88V119H87ZM91 120H93V119L91 118ZM174 120H176V119H174ZM180 120H181V118H180ZM44 121H45V120H44ZM46 121H47V120H46ZM46 121H45L44 123H47ZM66 121H67V120H66ZM83 121H82V122H83ZM88 121H89V120H88ZM4 122H5V120H4ZM23 122H24V120H23ZM33 122H34V121H33ZM70 122H71V121H70ZM74 122H75V121H74ZM78 122H80V120H79ZM89 122H90V121H89ZM176 122H177V121H176ZM242 122H243V121H242ZM244 122H245V121H244ZM0 123H1V122H0ZM2 123H3V120H2ZM20 123H22V120H21ZM36 123H37V122H36ZM36 123H35V124H36ZM71 123H72V122H71ZM80 123H81V122H80ZM103 123H105V122H103ZM127 123H128V122H127ZM260 123H261V122H260ZM83 124H84V122H83ZM92 124L94 125V123H92ZM92 124H91V125H92ZM125 124H126V123H125ZM129 124H130V123H129ZM179 124H180V123H179ZM242 124H243V123H242ZM249 124H250V122H249ZM262 124H263V123H262ZM1 125H4V124H1ZM37 125H38V124H37ZM93 125H92V127L94 128L95 125H94V126H93ZM96 125H97V123H96ZM100 125H101V124H100ZM105 125H106V124H104V126H105ZM123 125H124V124H123ZM123 125H122V128H124ZM126 125H127V124H126ZM175 125H176V127H177V124H175ZM175 125H174V126H175ZM250 125H251V124H250ZM260 125H261V124H260ZM17 126H18V125H17ZM79 126H80V125H79ZM86 126H87V125H86ZM170 126H171V125H170ZM182 126H183V124H182ZM253 126H255V125H253ZM2 127H3V126H2ZM68 127H69V126H68ZM68 127H66V128H68ZM80 127H81V126H80ZM119 127H120V126H119ZM131 127H132V126H131ZM176 127H175V128H176ZM0 128H1V126H0ZM19 128L21 129V127H19ZM36 128H38V126H36ZM36 128H35V129H36ZM39 128H40V127H39ZM42 128H43V127H42ZM120 128H121V127H120ZM20 129H19V130H20ZM74 129H75V128H74ZM97 129H98V128H97ZM97 129H96V130H97ZM99 129H100V127H99ZM117 129H119V128H117ZM125 129H126V128H125ZM207 129H208V128H207ZM259 129H261V128H259ZM16 130H17V129H16ZM71 130H72V129H71ZM76 130H77V129H76ZM87 130H88V129H87ZM96 130H94V131H96ZM109 130H110V128H109ZM113 130H115V129H113ZM121 130H123V129H121ZM128 130H129V128H128ZM181 130H182V129H181ZM183 130H184V128H183ZM0 131H2V130H0ZM20 131H21V130H20ZM20 131H19V132H20ZM31 131H32V130H31ZM33 131H35V130H33ZM36 131H38V129H37ZM41 131H43V130H41ZM41 131H40V132H41ZM74 131H75V130H74ZM74 131H73V132H74ZM81 131H82V130H81ZM100 131H101V129H100ZM116 131H117V130H116ZM118 131H120V130H118ZM118 131H117V132H118ZM142 131H143V130H142ZM144 131H145V130H144ZM152 131H153V136H154V130H152ZM152 131H150V132H152ZM205 131H206V130L202 131L201 129H200L199 132H198V131H196V132L194 131L195 134H194V133L190 134L188 140H190V141H191V140H192V141H198V142L201 141L200 139H204L203 137H205L206 135L209 136V134H210V132H208V131L205 132ZM216 131H217V130H216ZM221 131H222V130H221ZM3 132H4V131H3ZM73 132H72V131L65 130V131H61V132H59V133L57 132L56 135H54V136L52 135L53 137L49 136V138H48V137L45 138V137H43V136H40L41 138H39V137H38V138L42 141L41 144L44 143L43 141H45V140H47V139H48V141H49V140H50V141H55V142H58V141H59V142H61V144H62V142L65 141L66 139H68L72 134H75V133H73ZM117 132H116V133H117ZM125 132H126V131H125ZM127 132H128V131H127ZM130 132H131V131H130ZM207 132H208V134H207ZM0 133H1V132H0ZM6 133H7V132H6ZM6 133H4V134L6 135ZM37 133H38V132H37ZM82 133H83V132H82ZM101 133H103V132H101ZM221 133H222V132H221ZM34 134H35V133H34ZM76 134H77V133H76ZM76 134H75V135H76ZM78 134H80V132H78ZM98 134H99V133H98ZM107 134H108V133H107ZM149 134H150V133H149ZM5 135H4V136H5ZM40 135H41V134H40ZM103 135H104V133H103ZM214 135H215V134H214ZM217 135H218V134H217ZM81 136H82V135H81ZM83 136H84V135H83ZM109 136H110V135H109ZM148 136H149V135H148ZM153 136H151V137H153ZM218 136L220 137V134H219ZM7 137H8V136H7ZM42 137H43V138H42ZM50 137H51V138H50ZM88 137H89V136H88ZM98 137H99V136H98ZM103 137H104V136H103ZM221 137H222V136H221ZM28 138H29V137H28ZM36 138H37V137H36ZM84 138H85V137H84ZM90 138H91V137H90ZM104 138H105V137H104ZM109 138H110V137H109ZM210 138H211V136H210ZM216 138H217V136H216ZM4 139H5V138H4ZM4 139H3V140H4ZM75 139H76V138H75ZM92 139H94V138H92ZM96 139H97V136H96ZM101 139H102V138H101ZM110 139H111V138H110ZM186 139H187V138H186ZM206 139H209V138L206 137ZM212 139H213V138H212ZM223 139H225V138H223ZM29 140H30V139H29ZM72 140H73V139H72ZM90 140H91V139H90ZM90 140H89V141H90ZM105 140H106V139H105ZM111 140H112V139H111ZM111 140H110V141H111ZM218 140H219V138H218ZM229 140H230V139H229ZM6 141L8 142V140H6ZM32 141H33V139H32ZM38 141H39V140H38ZM100 141H101V140H100ZM103 141H104V140H103ZM211 141H212V140H211ZM211 141H209V142H211ZM215 141H216V140H215ZM222 141H223V140H222ZM225 141H226V140H225ZM4 142H5V141H4ZM74 142H75V141H74ZM230 142H231V141H230ZM52 143H53V142H52ZM78 143L80 144L79 141H78ZM93 143H94V142H93ZM95 143H96V142H95ZM103 143H104V142H103ZM186 143H187V142H186ZM4 144H5V143H4ZM13 144H14V143H13ZM33 144H34V142H33ZM45 144H47V143L45 142ZM50 144H51V143H50ZM50 144H49V145H50ZM53 144H54V143H53ZM79 144H78V145H79ZM87 144H88V143H87ZM87 144H85V145H87ZM105 144H106V143H105ZM203 144H204V143H203ZM203 144H202V145H203ZM221 144H222V143H221ZM226 144H227V143H226ZM230 144H231V143H230ZM7 145H8V144H7ZM9 145H11V144H9ZM27 145H28V144H27ZM83 145H84V144H83ZM83 145H82V146H83ZM110 145H112V144H110ZM110 145H109V146H110ZM200 145H201V144H200ZM4 146H5V145H4ZM30 146H31V145H30ZM30 146H29V147H30ZM55 146H57V144H56ZM59 146H61V145H59ZM79 146H80V145H79ZM107 146H108V145H107ZM2 147H3V145H2ZM36 147H37V146H36ZM53 147H54V146H53ZM76 147H77V146H76ZM89 147H90V146H89ZM92 147H94V146H92ZM115 147H116V146H115ZM222 147H223V145H222ZM222 147H220V148H222ZM0 148H1V147H0ZM4 148H5V147H4ZM30 148H31V147H30ZM9 149H10V148H9ZM40 149H41V148H40ZM56 149H57V148H56ZM89 149H90V148H89ZM92 149H93V148H92ZM92 149H91V150H92ZM117 149H119V148L117 147ZM164 149H165V148H164ZM0 150H1V149H0ZM5 150H6V149H5ZM5 150H4V151H5ZM44 150H46V149H44ZM75 150H77V149L75 148ZM81 150H82V149H81ZM87 150H88V148H87ZM111 150H112V148H111ZM166 150H167V148H166ZM166 150H165V151H166ZM2 151H3V149H2ZM40 151H41V150H40ZM42 151H43V150H42ZM42 151H41V152H42ZM47 151H48V150H47ZM47 151H46V152H47ZM49 151H50V150H49ZM107 151H108V148H107ZM112 151H113V150H112ZM114 151H115V150H114ZM169 151H172V150H169ZM43 152H44V151H43ZM53 152H54V151H53ZM83 152H84V151H83ZM101 152H102V151H101ZM167 152H168V151H167ZM88 153H89V152H88ZM90 153H91V152H90ZM159 153H160V152H159ZM162 153H163V152L161 151V154H162ZM39 154H41V153L39 152ZM63 154H64V153H63ZM80 154H81V152H80ZM142 154H143V153H142ZM145 154H146V153H145ZM145 154H144V155H145ZM163 154H164V155H162L163 157L161 156L160 163L163 164V165H164V163H168V164H169L170 161L173 160V157L171 158L172 155H171L170 153H169V154H168V153L165 154V152H164ZM37 155H38V154H37ZM140 155H141V154H140ZM62 156H63V155H62ZM64 156H65V154H64ZM87 156H88V155H87ZM145 156H146V155H145ZM148 156H149V155H148ZM159 156H160V154H159ZM175 156H176V155H175ZM211 156H212V155H211ZM31 157H32V155H31ZM47 157H48V154H47ZM49 157H50V155H49ZM49 157H48V159H49ZM81 157H82V156H81ZM81 157H80V158H81ZM192 157H193V156H192ZM200 157H201V156H200ZM1 158H2V157H1ZM43 158H44V157H43ZM43 158H42V157H39V158L37 157V158H35V159H34V162H33V164H34L33 166H37V164L39 165V163L42 164V163L45 161V158H44V159H43ZM76 158H78V157H76ZM141 158H142V157H141ZM143 158H144V156H143ZM146 158H147V157H146ZM46 159H47V158H46ZM137 159H138V161H139V158H137ZM137 159H136V160H137ZM2 160H3V159H2ZM77 160H79V158H78ZM127 160H128V162H129L130 159H127ZM158 160H159V159H158ZM177 160H178V159H177ZM181 160H182V159H181ZM189 160H190V159H189ZM195 160H197V158H196ZM4 161H5V160H4ZM48 161H49V160H48ZM173 161H174V160H173ZM179 161H180V160H179ZM184 161H185V163H186V164L184 163V165H185V172H190V173H191V171L193 172L194 170H203V169H205V168L210 164V163H208V160H207V161L204 160L203 162H201L202 160H200V163L194 162V160H192L193 162H191V161H190V162H189V161L186 162V160H184ZM197 161H198V160H197ZM2 162H3V161H2ZM2 162H1V163H2ZM31 162H32V160H31ZM139 162H142V161H139ZM147 162H148V161H147ZM177 162H178V161H177ZM181 162H182V161H181ZM209 162H210V161H209ZM47 163H48V162H47ZM171 163H173V162H171ZM174 163H176V162L174 161ZM28 164H29V163H28ZM28 164H26V165H24V166H27ZM43 164H44V163H43ZM43 164H42V165H43ZM121 164H122V163H121ZM121 164H120V165H121ZM142 164H145V163H142ZM44 165H45V164H44ZM14 166H17L16 163H15ZM22 166H23V165H22ZM22 166H21V167H22ZM30 166H31V165H30ZM142 166H143V165H142ZM38 167H39V166H38ZM38 167H37V168H38ZM119 167H120V166H119ZM119 167H118V168H119ZM158 167H160V166H158ZM208 167H209V166H208ZM28 168H29V166H28ZM130 168H131V166H130ZM17 169H18V167H17ZM17 169L15 168V171H16ZM25 169H26V168H25ZM121 169H122V168H121ZM183 169H184V167H183ZM132 170H133V168H132ZM207 170H208V169H207ZM17 171H18V170H17ZM67 171H68V170H67ZM119 171H120V170H119ZM182 171H183V170H182ZM185 172H184V173H185ZM115 173H116V172H115ZM126 173H128V172H126ZM182 173H183V172H182ZM199 173H200V171H199ZM202 173H203V172H201V174H202ZM128 174H130V173H128ZM186 174H187V173H186ZM188 174H189V173H188ZM188 174H187V175H188ZM195 175H198V174L196 173ZM195 175H194V176H195ZM103 176H104V175H103ZM183 176H184V174H183ZM184 177H185V176H184ZM188 177H189V176H188ZM190 177H192V176H190ZM107 178H108V177H107ZM198 178H199V177H198ZM198 178H197V179H198ZM106 180H108V179H106ZM199 180H200V178H199ZM190 181H191V180H190ZM194 181H195V180H194ZM196 181H197V180H196ZM105 182H108V181H105ZM113 182H114V180H113ZM192 182H193V181H192ZM111 183H112V182H111ZM190 183H191V182H190ZM197 183H198V182H197ZM107 184H108V183H107ZM109 184H110V183H109ZM194 184H195V183H194ZM79 185H80V184H79ZM79 185H78V186H79ZM82 185H83V184H81V186H82ZM111 185H112V184H111ZM111 185H110V186H111ZM81 186H80V187H81ZM91 186H93V185H91ZM103 186H104V185H103ZM112 186H113V185H112ZM74 187H75V185H74ZM76 187H77V186H76ZM76 187H75V189H73V190L71 191V194H72V196L79 195L78 197L80 198V197H81L80 194H83V195H84L85 193H82V191H83V188H82V187H81L82 190H81V188H80V191H81V192H79V189L76 188ZM108 187H109V186H108ZM72 188H73V187H72ZM111 188H112V187H111ZM111 188H110V189H111ZM85 189H86V188H85ZM85 189H84V190H85ZM107 189H108V188H107ZM89 190H90V188H89ZM101 190H102V189H101ZM165 190H166V189H163V191H165ZM102 191L104 192V190H102ZM110 191H111V190H110ZM160 191H161V190H160ZM78 192H79V194H78ZM92 192H93V194L98 193L96 189H94ZM92 192L90 193L91 196L93 195ZM103 192H102V195H103ZM107 192H108V191H107ZM158 192H159V191H158ZM88 193H89V192H88ZM154 193L156 194V192H154ZM163 193H164V192H163ZM167 193H168V192H167ZM107 194H108V193H107ZM88 195H89V194H88ZM105 195H106V193H105ZM163 195H165V194H163ZM103 196H104V195H103ZM83 197H85V196H83ZM89 197H90V196H89ZM151 197H152V195H151ZM164 197H165V196H164ZM74 198H75V197H74ZM79 198H78V200H79ZM87 198H88V197H87ZM93 198H94V197H93ZM148 198H149V197H148ZM148 198H147V199H148ZM154 198H155L154 201H153L154 203L159 202L160 199H161V197H154ZM91 199H92V198L90 197V199H88V201L91 200ZM151 199H152V198H150V201H151ZM162 199H163V198H162ZM162 199H161V200H162ZM80 200H81V199H80ZM80 200H79V201H80ZM82 201H83V200H82ZM82 201H81V202H82ZM91 201H92V200H91ZM148 201H149V200H148ZM89 202H90V201H89ZM84 203H85V201H84ZM91 203H93V202H91ZM161 204H162V203H161ZM84 205H85V204H84ZM145 205H146V204H145ZM148 205H149V204H148ZM154 205H155V204H154ZM157 205H158V203H157ZM81 206H82V205H81ZM89 206H90V205H89ZM124 206H125V204H122L121 207H124ZM155 206H156V205H155ZM159 206H160V205H158V207H159ZM86 207H87V206H86ZM86 207H85V208H86ZM121 207H120V208H121ZM147 207H148V206H147ZM151 207H152V206H151ZM156 207H157V206H156ZM149 208H150V207H149ZM64 209H66V208H64ZM75 209H76V208H75ZM79 209H80V207H79ZM81 209L84 210V212H85V210H86V209H84V206H82ZM81 209H80V210H81ZM151 210H152V209H151ZM67 211H68V210H67ZM86 212H87V211H86ZM63 213H64V212H63ZM76 213H77V212H76ZM64 214H66V213H64ZM70 214H71V213H70ZM70 214H69V215H70ZM152 214H153V213H152ZM62 215H63V214H62ZM67 215H68V214H67ZM79 215H81V212H78V213H77V216H78V217H79ZM63 216H64V215H63ZM83 216H84V215H83ZM68 217H70V216H68ZM81 217H82V216H81ZM58 218H59V216H58ZM76 219H77V218H76ZM78 219H79V218H78ZM82 219H83V218H82ZM82 219H81V220H82ZM194 219H195V218H194ZM194 219L192 218L193 221H194ZM53 220H54V219H53ZM61 220H63V218H62ZM195 220H196V219H195ZM190 221H191V218H190ZM193 221H191V222H193ZM52 222H53V221H52ZM60 222H61V221H60ZM72 222H73V221H72ZM76 223H77V222H76ZM50 224H51V223H50ZM50 224L47 226V228H49V229H50L51 227H53V226H50ZM70 224H72V223L70 222V223H67L66 225H69V226H70ZM51 225H52V224H51ZM76 225L79 226V224H76ZM76 225L73 224V225H71L70 227H72V226H76ZM49 226H50V227H49ZM54 226H55V225H54ZM37 227H38V226H37ZM40 227H41V226H40ZM63 227H64V226H63ZM66 227H67V226H65V228H66ZM76 227H77V226H76ZM33 228H34L33 226H32V229L30 228V230H31L30 233H32ZM68 228H69V227H68ZM74 228H75V227H74ZM51 229H52V228H51ZM75 229H76V228H75ZM27 230H29V229H27ZM30 230H29V231H30ZM36 230H37V229H36ZM54 230H55V229H54ZM65 230H66V229H65ZM71 230H72V229H71ZM5 231H7V230H5ZM77 231H78V230H77ZM80 231H82V230H80ZM78 232H79V231H78ZM78 232L73 233V234H74L73 236H75L76 239H78V238H77L78 236H76V234H79V233H80V232H79V233H78ZM3 233H4V231H3ZM25 234H26V233H25ZM28 234H29V233H28ZM71 234H72V233H71ZM168 234H169V233H168ZM169 235H170V234H169ZM22 236H23V235H22ZM31 236H32V234H31ZM34 236H35V234H34L32 237H34ZM66 236H67V235H66ZM82 236H83V235H82ZM20 237H21V236H20ZM20 237H19V238H20ZM27 237H28V236H27ZM27 237H25L23 240L20 238L21 241L18 240L19 242L16 240V242H18V245H17V246H16L17 243H16L15 245H14V243H13V245L16 246V250H18L17 248L19 247V245H20V246L27 247V248H28V247H31V246L33 245V241H34V239H33V241H32V240L29 238L30 236H29L28 238H27ZM36 237H37V236H36ZM173 237H176V236H173ZM19 238H16V239H19ZM22 238H23V237H22ZM75 238H74V239H71V240H74V241H72L71 244H73V243H77L76 245L79 246V241H78V242H75V241H77ZM79 238H80V236H79ZM36 239H37V238H36ZM165 239H166V238H165ZM165 239H164V240H165ZM167 239H168V237H167ZM170 239H171V237H170ZM178 239H179V238H178ZM62 240H63V239H62ZM62 240H61V241H62ZM80 240H83V237H82ZM172 240H173V239H172ZM175 240H176V239H175ZM182 240H183V239H182ZM182 240H179L180 242H178V241H177V242H178L179 244H181ZM65 241L67 242L68 240L66 239ZM183 241H184V240H183ZM14 242H15V240H14ZM55 242H56V241H55ZM66 242H65V244H66ZM170 242H171V240H170ZM172 242H173V241H172ZM172 242H171V243H172ZM34 243H36V242H34ZM57 243L59 244V242H57ZM174 243H176V241H175ZM182 243H183V242H182ZM185 243H186V241H185ZM51 244H52V242H51ZM65 244H64V245H65ZM165 244H167V243H165ZM169 244H170V243H169ZM172 244H173V243H172ZM183 244H184V243H183ZM186 244H188V243H186ZM34 245H35V244H34ZM64 245H63V246H64ZM66 245H67V244H66ZM73 245H75V244H73ZM173 245H175V247H174L175 249H176V248H177V249H178V248H179V249L182 248V245H177V246H176V244H173ZM189 245H191V244H189ZM48 246H49V245H48ZM50 246H52V245H50ZM163 246H164V245H163ZM163 246H162V247H163ZM165 246H168V245H165ZM170 246H171V245H170ZM170 246H169V247H170ZM180 246H181V247H180ZM54 247H55V245H54ZM65 247H66V246H65ZM71 247H72V246H71ZM162 247H161V248H162ZM185 247H186V245H185ZM190 247H191V246H190ZM32 248H33V247H32ZM52 248H53V246H52ZM66 248H67V247H66ZM81 248H82V247H80V249H81ZM83 248H84V247H83ZM161 248H160V250H161ZM163 248H164V247H163ZM166 248H167V247H166ZM174 248H173V249H174ZM186 248H187V247H186ZM12 249L15 250V247H14V248L12 247ZM29 249L31 250V248H29ZM29 249H28V250H29ZM39 249H40V248H38V250H39ZM44 249H45V248H44ZM47 249H48V248H46V250H44V252H47ZM55 249H56V247H55ZM60 249H62V248H60ZM63 249H64V248H63ZM70 249H71V248H70ZM169 249H170V248H169ZM175 249H174V250H175ZM10 250H11V248H10ZM26 250H27V249H26ZM35 250H36V249H35ZM50 250H51V249H49V251H50ZM53 250H54V249H53ZM57 250H58V248H57ZM164 250H165V249H164ZM182 250H183V249H182ZM182 250H181L180 252H183ZM18 251H19V250H18ZM39 251H40V250H39ZM41 251H42V250H41ZM62 251H65V250H62ZM144 251H145V250H144ZM170 251H171V250H170ZM175 251H179V250H175ZM184 251H185V250H184ZM14 252H15V251H14ZM33 252H34V251H33ZM7 253H8V251H7ZM35 253H36V252H35ZM64 253H65V252H64ZM64 253L61 252V254L65 255ZM142 253H143V252H142ZM148 253H149V252H148ZM161 253H162V252H161ZM8 254H9V253H8ZM44 254H46V253H44ZM61 254H60V258L62 257ZM143 254H144V253H143ZM150 254H151V253H149L148 256H150ZM152 254H153V253H152ZM152 254H151V255H152ZM4 255H5V254H4ZM38 255H39V254H38ZM69 255H70V254H69ZM9 256H10V255H9ZM45 256H46V255H45ZM131 256H132V255H131ZM140 256H141V255H140ZM146 256H147V255H146ZM163 256H164V255H163ZM34 257H35V256H34ZM37 257H38V256H37ZM39 257H40V255H39ZM128 257H129V256H128ZM143 257H144V256H143ZM154 257H155V256H154ZM147 258H148V257H147ZM150 258H151V257H150ZM156 258H157V257H156ZM129 259H130V258H129ZM136 259H137V257H136ZM138 259H139V258H138ZM142 259H143V258H142ZM7 260H8V258H7ZM47 260H48V259H47ZM47 260H45V261H47ZM140 260H141V259H140ZM143 260H144V259H143ZM146 260H147V259H146ZM146 260H144V261L146 262ZM148 260H149V259H148ZM151 260H152V259H151ZM2 261H3V260H2ZM42 261H43V260H42ZM63 261H64V259H63ZM126 261L129 263L128 259H127ZM149 261H150V260H149ZM131 262H132V261H131ZM134 262H135V261H134ZM151 262H152V261H151ZM3 263H4V262H3ZM43 263H44V261H43ZM43 263H42V264H43ZM45 263H46V262H45ZM124 263H125V262H124ZM128 263H126V264H128ZM136 263H137V262H136ZM148 263H150V262H148ZM40 264H41V263H40ZM144 264H145V263H144ZM146 264H147V263H146ZM152 264H153V263H152ZM154 264H155V263H154Z\"/></svg>",
    "mask_w": 264,
    "mask_h": 264
}]
</instances>
